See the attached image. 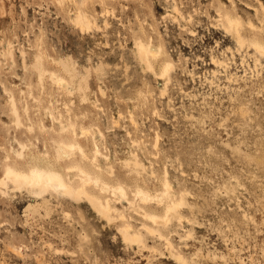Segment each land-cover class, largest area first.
<instances>
[{"label": "rangeland", "instance_id": "374dc122", "mask_svg": "<svg viewBox=\"0 0 264 264\" xmlns=\"http://www.w3.org/2000/svg\"><path fill=\"white\" fill-rule=\"evenodd\" d=\"M0 5V179L36 164L77 186L66 166L80 163L131 202L88 185L109 198L105 215L89 199L0 184V264H264V55L250 44L264 42V0ZM137 40L156 54L141 59ZM70 121L90 131L72 137ZM71 137L87 156L58 159L56 140ZM170 201L168 222L144 212ZM125 224L140 241L124 240Z\"/></svg>", "mask_w": 264, "mask_h": 264}, {"label": "bare ground", "instance_id": "6f19581e", "mask_svg": "<svg viewBox=\"0 0 264 264\" xmlns=\"http://www.w3.org/2000/svg\"><path fill=\"white\" fill-rule=\"evenodd\" d=\"M74 1L76 2V4L80 6L85 2V0H74ZM0 8H1V5H0ZM84 14L85 12L80 7V10H79V13L76 19H78L79 24L88 26L89 22L86 19ZM224 17H225V21L227 24V27H226L227 31L230 32L231 36L236 40L237 44L242 46L245 42V37L242 35L239 29L241 22L239 21L238 18L230 14H227V13L224 15ZM259 25H260V28H264V17L259 18ZM250 26H254V25L250 24ZM137 41L135 45L136 44L138 45V49L136 50L138 53L142 54V56L140 55V57H143L141 59L146 58L147 60L149 56H151L152 54H156L153 52V49L147 46L148 44L146 45L142 41H138V42ZM250 44L253 46L255 52H258L259 54L264 55V42L263 40H261V38L258 35L256 34L253 35V38H251L250 40ZM163 66L160 72L161 74L159 73L162 76L167 74L168 67H169L168 65H164V64ZM55 78L57 79L56 82L58 81L61 82L64 79L61 76H55ZM62 127L63 129L67 128L68 132L71 131L72 137L77 136L79 134L86 135L90 131L88 128L81 126L79 127L80 128L78 132L79 134H77V132L75 131L76 127L74 126V123L71 121L63 125ZM72 137L70 139L59 138L58 140H56L55 153L58 159H67V158L70 159L77 152L80 153L83 158L87 156L84 148L82 147L78 139L72 138ZM98 152H99L98 149L95 148L94 153L97 154ZM66 170L67 172L73 171V170L77 172L76 175L79 178V184L77 186H73L70 182H67L61 172L53 168H43L36 164L32 165L28 170H22L14 166L6 165L3 170V176L0 179V184L5 185L6 182H11L16 188H19V189L28 188L29 191L35 195H42L47 189H54L56 191H60L72 197L74 196L75 198L89 199V201H91L92 204H94L98 208V210L103 212L105 215H108L112 211V209H114L111 206V203L109 202V198L107 199L105 198L104 200H102L101 197H99L97 194H93L89 192L87 189L88 185L92 184L98 187V189L101 192L108 193L109 195H111L113 198L117 200L127 199V190L125 189L124 185H122L121 183L111 184L105 181L104 179H102L97 173L91 172L90 169H87L85 166L81 165L80 163L79 164L70 163L66 166ZM68 175L69 177H71L70 173H68ZM163 184H164L163 185L164 189L162 192V196L170 193V183L168 181H164ZM133 193L135 197L143 201H151L154 198L153 194H151L149 191L141 187L136 188L133 191ZM127 201L129 204H131L130 200L127 199ZM180 202L171 203L170 201L171 204L168 206L167 205L165 206L166 211L163 215H158L156 213H152L146 210H144V212L148 218L149 217L151 218V221L168 222L169 215L171 213H174L172 212V210L176 209ZM128 227H129L128 224H125L121 227V233L123 235L124 240L129 241V242L140 241L141 240L140 235L137 233L129 232ZM179 258H182V257L179 255Z\"/></svg>", "mask_w": 264, "mask_h": 264}]
</instances>
